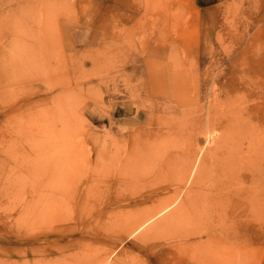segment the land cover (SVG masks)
<instances>
[{
	"label": "rangeland",
	"instance_id": "rangeland-1",
	"mask_svg": "<svg viewBox=\"0 0 264 264\" xmlns=\"http://www.w3.org/2000/svg\"><path fill=\"white\" fill-rule=\"evenodd\" d=\"M263 172L264 0H0V264H264Z\"/></svg>",
	"mask_w": 264,
	"mask_h": 264
},
{
	"label": "bare ground",
	"instance_id": "bare-ground-1",
	"mask_svg": "<svg viewBox=\"0 0 264 264\" xmlns=\"http://www.w3.org/2000/svg\"><path fill=\"white\" fill-rule=\"evenodd\" d=\"M64 93V92H63ZM137 146V145H136ZM186 149V148H185ZM187 150V149H186ZM190 153V152H189ZM186 155V154H185ZM193 155V154H192ZM204 154H203V150H202V148L200 149L199 148V150H198V152L196 153V158L198 159V157H200V160H201V158H202V156H203ZM188 158V157H187ZM199 159H198V161H200ZM196 161V160H195ZM193 164V163H192ZM227 166V165H226ZM225 166V167H226ZM229 166H230V164H229ZM228 167V166H227ZM226 167V168H227ZM231 167H232V165H231ZM230 169V168H229ZM228 169V170H229ZM188 171H190V169L188 170ZM188 171H187V174H188ZM191 173H193L192 171H191ZM190 174V173H189ZM188 174V175H189ZM263 174H264V172H263ZM200 178V177H199ZM233 180V179H232ZM234 182V181H233ZM256 182H258V181H256ZM200 183H202V181H200ZM253 183V182H252ZM254 184H255V182H254ZM252 186V185H251ZM264 187V186H263ZM221 189V188H220ZM254 189H256V188H254ZM257 190V189H256ZM198 191H200V190H198ZM258 191V190H257ZM252 192H254V190H252ZM251 195V194H250ZM256 198V197H255ZM259 200H261V197L258 195L257 196V198L255 199V201L256 202H258ZM173 202H171L170 204H172ZM170 204H168L165 208H163L162 210H160L159 212H156V214H152V215H150V216H148L147 218L145 217V219H140V220H142L140 223H138L136 226V228L134 229V231L133 232H138L141 228H143L145 225H147L148 223H150L154 218H156L157 216H159L160 215V213L162 212L163 213V211H165V210H167V208H169V206H171ZM183 208V207H182ZM153 213V212H152ZM165 226V225H164ZM167 226V225H166ZM251 227V226H250ZM132 232V233H133ZM156 233H154V235H155ZM250 234V233H249ZM250 236V235H249ZM251 240V239H250ZM241 252H243V251H241ZM244 254V253H243Z\"/></svg>",
	"mask_w": 264,
	"mask_h": 264
}]
</instances>
